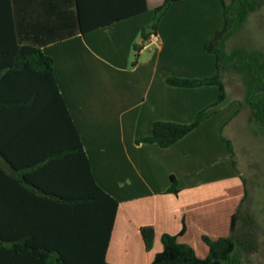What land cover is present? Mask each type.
Instances as JSON below:
<instances>
[{"label":"crops","instance_id":"0c3cea01","mask_svg":"<svg viewBox=\"0 0 264 264\" xmlns=\"http://www.w3.org/2000/svg\"><path fill=\"white\" fill-rule=\"evenodd\" d=\"M162 1L150 6L146 0L145 13L85 34L78 31L73 0H8L0 7V13L5 9L9 15V25L2 23L3 16L0 24L13 29L18 43L40 48L52 59L53 77L88 167L97 185L118 203L105 253L108 264H150L162 250L161 236H176L183 226L177 241L205 258L208 248L202 237L229 236L231 217L245 194L221 140L223 129L236 116L232 108L221 111L230 115L211 116L168 148L135 143L151 134L154 122L190 123L218 97L215 86L179 88L167 85L166 79L214 75L215 57L203 46L222 27L219 0L173 3L157 26V43L143 47L132 66L133 46L140 43L141 30ZM18 87L31 90L32 83ZM42 101L34 117L40 128L27 138L31 146L15 163L40 162L34 172L25 171L33 175L27 183L40 191L9 197L17 199L16 215L24 225L34 222V216L51 217L49 202L58 200L56 196L82 194L75 187L83 180V161H74V134L66 127L63 111ZM49 154L56 155L45 161ZM171 177L177 181V194L167 192ZM147 226L154 230L149 251L140 234ZM39 245L58 248L53 241L39 240ZM17 260L7 264H57L54 253L44 260Z\"/></svg>","mask_w":264,"mask_h":264},{"label":"trees","instance_id":"16d2710c","mask_svg":"<svg viewBox=\"0 0 264 264\" xmlns=\"http://www.w3.org/2000/svg\"><path fill=\"white\" fill-rule=\"evenodd\" d=\"M178 1L181 0H163L153 9L152 19L141 30L140 43L133 46L132 66L136 64L137 55L143 48V44L150 39L151 35H156L157 26L165 12ZM73 2L80 34L110 26L147 11L146 0H73ZM219 2L223 17L222 27L213 33L203 46L205 52L215 57L214 75L194 80L176 77L166 79L167 85L172 87L215 86L218 89L217 100L201 109L188 124L154 122L151 134L137 139L136 144H156L161 148H168L205 120L228 107L224 80L230 73L239 74L245 87L244 99L238 102L233 116L237 115L245 104L250 111L251 120L264 131V55L262 53L242 55L238 51L227 54L225 51L227 41L246 22L250 14L260 10L264 0H229L228 2L219 0ZM7 3L8 0H0V7H5ZM6 15L9 16L4 9L0 13V20L3 16L5 20L2 23L7 22L9 25ZM1 24L0 264H7V260L15 261L23 256L44 260L49 253L56 254L57 264H108L105 261V253L118 203L97 185L88 167V160L81 150L77 131L54 80L52 59L45 56L40 48L20 45L13 29ZM24 81L32 83L31 90L18 91V86ZM42 100L51 103L53 108L63 111L66 127L74 134L75 156H78L74 158V161L79 163L80 159L83 161V180L79 181L75 187L79 193L82 191V194L70 197L72 192H68L69 194L65 192L67 197L56 196L58 200L49 202L51 217L34 216V222L24 221L25 225H29L25 227L16 215L17 199L9 197L40 191L33 184L27 183L28 178L33 175L25 173L29 170L34 172V168L39 167L40 162H32L28 166L22 164L17 166L15 163L20 155L23 156V151L31 146L27 138L40 128L38 119L34 117L40 111L39 106L42 105ZM221 140L225 143L229 158L234 165L231 143L223 137ZM23 146L24 149H22ZM54 155L56 154H49L50 157L47 156L45 161H50ZM170 181L167 192L177 194L179 191L177 181L174 177H171ZM245 199L246 191L239 207L231 217L229 236L216 240L202 237L203 243L208 248L205 258L197 257L189 245L177 241L178 236L184 232L183 226L176 236L168 234L161 236L162 250L154 255L150 264L248 263V259L258 251V240L255 222L243 210ZM41 228L46 232L41 231ZM140 234L145 250H151L154 240L153 228L142 227ZM39 240L47 243L56 242L58 248L41 247Z\"/></svg>","mask_w":264,"mask_h":264},{"label":"rangeland","instance_id":"374dc122","mask_svg":"<svg viewBox=\"0 0 264 264\" xmlns=\"http://www.w3.org/2000/svg\"><path fill=\"white\" fill-rule=\"evenodd\" d=\"M149 2L150 6L156 3L155 0ZM225 51L227 54L238 51L242 55H264V4L260 10L250 14L246 22L235 31L227 41ZM224 81L229 101L226 108H232L235 112L238 102L244 99V84L241 76L233 73L225 77ZM230 113L231 111L222 112L220 116L225 117ZM223 137L232 145L234 166L240 179L244 180L246 199L243 210L256 225L258 251L244 264H264V131L251 120L250 111L244 104L223 129Z\"/></svg>","mask_w":264,"mask_h":264},{"label":"built area","instance_id":"2783aa9c","mask_svg":"<svg viewBox=\"0 0 264 264\" xmlns=\"http://www.w3.org/2000/svg\"><path fill=\"white\" fill-rule=\"evenodd\" d=\"M158 41L157 35H151L150 39L143 44V47L150 46L151 44H156Z\"/></svg>","mask_w":264,"mask_h":264}]
</instances>
